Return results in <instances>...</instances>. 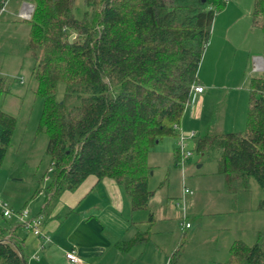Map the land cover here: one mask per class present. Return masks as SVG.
<instances>
[{"label":"trees","instance_id":"16d2710c","mask_svg":"<svg viewBox=\"0 0 264 264\" xmlns=\"http://www.w3.org/2000/svg\"><path fill=\"white\" fill-rule=\"evenodd\" d=\"M27 1L34 9L25 48L35 60L36 92L45 99L39 126L48 133L53 169L47 194L55 199L96 174L122 184L133 209L147 207L155 191L149 148L181 134L174 124L181 123L198 84L224 0H84V7L77 0ZM252 20L264 36V0H254ZM59 81L65 82L61 100ZM9 84L0 75V100ZM15 124L16 117L0 108V163ZM196 148L217 152L229 188L249 177L264 188V69L250 81L246 129L204 130ZM258 206L264 208V198ZM18 223L0 211V264H28L26 246L14 234ZM146 238L141 231L118 244L124 249ZM221 264H264V228L252 244L235 240Z\"/></svg>","mask_w":264,"mask_h":264},{"label":"crops","instance_id":"0c3cea01","mask_svg":"<svg viewBox=\"0 0 264 264\" xmlns=\"http://www.w3.org/2000/svg\"><path fill=\"white\" fill-rule=\"evenodd\" d=\"M19 6L20 1L14 0L9 11L15 12ZM215 33L216 36L219 33L216 22L209 43ZM209 43L198 71L202 70ZM255 67L264 69L263 53L255 55ZM202 80L205 79L198 77V84L203 85ZM193 97L196 99L190 107L191 125L185 123V118L181 120V133L190 127L197 130L192 131L194 136L207 129L227 131L225 122L214 120L217 106L210 121L203 123L206 88L193 91L191 99ZM175 157L178 156L175 154ZM178 159L181 160V156ZM185 159L183 171L188 163ZM202 159L197 162L198 168L205 165ZM176 160H172L175 169L179 165ZM214 168L208 173L189 174L188 180L183 172V182L174 190L172 179L168 183L161 180L154 187L149 185L155 189L149 204L137 209L132 208L123 185L115 178L89 174L76 187L64 189L55 199L46 194L43 201L32 203L36 214L31 211L29 214L41 216L42 233L37 234L33 228L18 223L14 234L26 246L28 264H221L235 240L249 243L246 231H254V234L264 228V208L258 206L264 197L254 201L248 193L247 198H241L237 192L233 193L234 188L227 186L224 174L219 171L218 157ZM164 177L167 178L166 173ZM186 187L192 191H185ZM0 193L11 207L23 206L7 195L3 184H0ZM241 199L244 200L242 208L248 213L251 210L254 215L244 217ZM10 220L15 222L13 218ZM141 231L146 232V239L124 249L118 244L132 240ZM71 249L79 255V260L67 258L66 251Z\"/></svg>","mask_w":264,"mask_h":264},{"label":"rangeland","instance_id":"374dc122","mask_svg":"<svg viewBox=\"0 0 264 264\" xmlns=\"http://www.w3.org/2000/svg\"><path fill=\"white\" fill-rule=\"evenodd\" d=\"M13 1L10 0L0 16V75L5 76L10 83L9 91H5L1 97L0 108L16 117L11 142L0 163V184H3L5 192L14 199L13 201L23 205L16 207L17 209L26 207L36 214L32 203L44 200L47 194L45 189L53 180V169L51 156L46 151L48 133L39 126L45 99L36 92L38 82L32 75L35 60L25 48L29 18L18 15L23 2L15 12L9 11ZM77 4L84 7V0H77ZM253 7L254 0H224V7L216 14L212 26L214 31L216 22L219 33L212 37L202 70L198 71L199 79H205L202 81L206 88L203 123L210 121L217 106L214 120L221 121L222 124L225 122L227 131L246 129L250 81L261 71L255 67V55L263 53L264 36L262 29L253 24ZM64 94L65 82L59 81L56 99L61 100ZM193 98L187 104L182 118V121L185 118L188 125H191L190 109L196 97ZM193 130L197 131L196 128L190 127L180 135L164 136L162 140L150 146L148 151V163L152 165L150 186H156L161 180L168 183L172 179L174 190L178 184H182L183 172L188 180L189 174L208 173L215 169L217 152L211 150L203 156L196 148ZM182 135L186 137V149H190L193 154L186 157L188 163L184 171L182 161L175 157ZM201 157L205 160V165L198 168L197 162ZM174 158L179 164L177 169L173 165ZM165 173L167 178L164 177ZM233 191L241 198H247L249 193L250 199L254 201L264 197V188L255 177L243 179L235 185ZM10 196L8 198H11ZM243 202L241 199L240 208L245 211L242 213L244 217L247 218L248 214L254 215L251 210H248L250 211L248 213L247 209L242 208ZM253 232L246 231L245 236L251 244L257 238V232L254 234Z\"/></svg>","mask_w":264,"mask_h":264},{"label":"built area","instance_id":"2783aa9c","mask_svg":"<svg viewBox=\"0 0 264 264\" xmlns=\"http://www.w3.org/2000/svg\"><path fill=\"white\" fill-rule=\"evenodd\" d=\"M9 0L5 1V4L2 10L6 9ZM34 9V5L29 1H24L19 9L18 15L23 18H30L32 16V12ZM203 85L196 84L193 87V91H202ZM174 127L179 129V124L175 123ZM187 141L186 137L182 135L180 142L178 144V148L181 153V161L184 163V158L191 155L192 152L190 149H186ZM185 191H192L189 187L185 188ZM0 211L8 218H13L19 222H22L27 227L33 228L34 232L39 234L42 233L40 229V224L42 222L41 216H32L29 214V210L25 208H14L9 205V203L1 196L0 193ZM190 223L187 222V225ZM66 256L71 261H77L80 259L79 255L75 252L74 249L66 251Z\"/></svg>","mask_w":264,"mask_h":264},{"label":"water","instance_id":"95a60500","mask_svg":"<svg viewBox=\"0 0 264 264\" xmlns=\"http://www.w3.org/2000/svg\"><path fill=\"white\" fill-rule=\"evenodd\" d=\"M73 36H74V34H72L70 38H72ZM157 141H158V140H157Z\"/></svg>","mask_w":264,"mask_h":264}]
</instances>
